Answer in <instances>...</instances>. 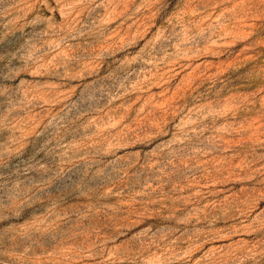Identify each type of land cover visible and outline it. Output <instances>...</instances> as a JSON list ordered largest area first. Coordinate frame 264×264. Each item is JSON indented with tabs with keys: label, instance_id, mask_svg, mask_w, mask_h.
Here are the masks:
<instances>
[{
	"label": "rangeland",
	"instance_id": "374dc122",
	"mask_svg": "<svg viewBox=\"0 0 264 264\" xmlns=\"http://www.w3.org/2000/svg\"><path fill=\"white\" fill-rule=\"evenodd\" d=\"M0 264H264V0H0Z\"/></svg>",
	"mask_w": 264,
	"mask_h": 264
}]
</instances>
